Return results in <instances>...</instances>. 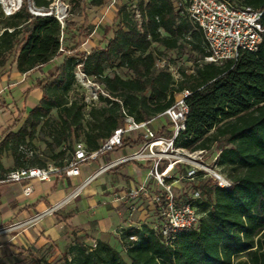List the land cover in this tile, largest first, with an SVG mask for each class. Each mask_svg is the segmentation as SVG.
<instances>
[{"label":"trees","instance_id":"16d2710c","mask_svg":"<svg viewBox=\"0 0 264 264\" xmlns=\"http://www.w3.org/2000/svg\"><path fill=\"white\" fill-rule=\"evenodd\" d=\"M51 1L23 0L8 17L0 9V68L13 57L20 74L41 71L62 55L55 71L36 81L41 98L21 125L16 130L12 125L0 136V180L12 169L42 168L48 162L63 166L74 143L96 150L123 124L124 115L137 122L148 120L188 90L185 129L176 143L190 150L218 151L216 165L231 182L224 189L198 179L194 188L200 198L194 205L205 215L191 229L176 233L169 244L147 225L132 227L120 236L124 259L106 242L96 240L91 247L74 236L61 264H264V32L255 52H240L236 61L219 65L204 63L203 34L185 13L187 0H129L118 7L115 27L105 26L102 41L86 52L81 49L90 36L85 12L105 0H68V14L82 15L83 20L78 24L65 19L63 25L53 16L29 11L28 5L48 9ZM234 2L264 9V0ZM71 29L76 32L72 46L63 43ZM165 52L174 53L180 62L166 60ZM156 60L174 62L180 78L175 81L166 65L156 67ZM77 66L107 94L99 95L88 109L74 77ZM136 144L126 139L122 146ZM21 146L33 154L27 156ZM4 153L11 157V167L3 166ZM31 264L57 263L40 258Z\"/></svg>","mask_w":264,"mask_h":264},{"label":"built area","instance_id":"2783aa9c","mask_svg":"<svg viewBox=\"0 0 264 264\" xmlns=\"http://www.w3.org/2000/svg\"><path fill=\"white\" fill-rule=\"evenodd\" d=\"M21 1L0 0L3 16L8 17L17 11ZM115 1L110 0V4H114ZM176 6L181 7L182 3L178 2ZM28 8L30 13L37 16H53L61 25L66 18V12L58 10L57 3H53L48 9H35L30 5ZM184 10L189 20L197 25L203 34L207 56L202 62L219 65L228 60L236 61L240 52H255L258 49L264 32V9L237 6L233 0H187ZM164 65L165 60H156V67ZM166 66L177 81L180 78L177 68L170 64ZM74 77L83 91L86 109L98 101L99 95L107 96L98 83L81 72L79 66L74 71ZM189 94L188 90H183L175 96L169 108L148 120L137 122L132 117L124 115L123 124L114 129L109 137L100 141L96 150L88 151L82 142L74 143L71 157L63 166L47 164L42 168L32 166L12 169L0 182L23 183L32 179L48 181L54 175L58 178L74 179L82 174L84 165L98 160L102 154L122 147L124 140L134 137L137 144L130 153L99 165L73 187L64 202L75 198L102 173L124 163L136 164L143 167L144 179L125 189L112 191L110 203L121 204L131 217L140 210L139 201H149L157 220L152 229L158 231L165 244H169L176 233L191 229L199 220L194 201L200 198V191L194 189L189 198L182 199L181 194L176 191L180 182L209 179L219 188L231 187V182L220 173L216 165L218 151L211 156L208 163L201 157L207 150H190L176 143L179 133L185 129L188 114L185 98ZM157 121H161V125L155 129L153 124ZM19 149L27 156L34 152L25 146ZM30 191V187H26L23 194L26 196ZM60 205H52L31 219L0 228V235L17 230L44 215L53 214ZM128 239L134 241L136 237L129 236Z\"/></svg>","mask_w":264,"mask_h":264},{"label":"crops","instance_id":"0c3cea01","mask_svg":"<svg viewBox=\"0 0 264 264\" xmlns=\"http://www.w3.org/2000/svg\"><path fill=\"white\" fill-rule=\"evenodd\" d=\"M126 1L129 0H117L114 4L120 6ZM87 10L89 13L85 12V14L89 23L99 24L103 21L109 27L112 21L116 20V7L108 0H105L101 6ZM91 33L89 39L83 44L86 52L102 41L100 34L94 33L97 36L94 37ZM61 60L62 55H59L43 66L41 71L35 69L20 74L16 70L14 58L10 57L6 64L0 68V136L12 125H14L12 128L14 130L21 125L28 111L41 98V91L35 87L36 81L47 76L48 71L54 72ZM153 127L159 128L158 123H154ZM34 144L40 145L37 141H34ZM63 148L65 147L63 146ZM120 148L114 153L107 152L99 157L96 160L97 165L91 163L84 165L82 174L71 180L63 177L58 178L54 175L48 181L32 179L23 183L0 182V228L26 221L41 214L52 205L61 204L53 214L44 215L17 230L1 234L0 264H26V260L31 261L34 258L51 260L60 255L74 236L77 238L84 236L85 241L92 243L100 240L116 248L120 242L117 239L119 233L122 234L129 228L141 225L155 227L157 220L153 214L150 215V212L154 213V211L151 204H146L147 200L139 201L140 210L129 217L128 211L121 204L109 202L103 206L91 198L98 192L110 195L114 190L125 189L136 181L143 180L144 169L136 164L127 168L128 163H124L99 175L95 179H99L96 185L99 188L87 191L88 200L86 203L84 202L85 210L71 209L68 207L69 201L64 202V199L72 192L68 194L70 187L73 188L81 182L99 165L127 155L133 146ZM1 162L6 168L12 165L11 157L5 153L1 156ZM47 164H52V162ZM26 187H30L31 191L25 196L23 189ZM87 210L92 218L89 216L80 218V215L86 214ZM73 228L78 229L75 235L72 233ZM32 254L36 256L33 257Z\"/></svg>","mask_w":264,"mask_h":264},{"label":"rangeland","instance_id":"374dc122","mask_svg":"<svg viewBox=\"0 0 264 264\" xmlns=\"http://www.w3.org/2000/svg\"><path fill=\"white\" fill-rule=\"evenodd\" d=\"M11 1V0H10ZM16 1H18V0H16ZM23 1V0H22ZM21 1V2H22ZM109 2H110V0H108ZM117 1V0H116ZM115 1V2H116ZM234 1V0H233ZM53 3H57V8H58V10H61L63 13L64 12H66V18L65 19H72L73 21H75V22H77L78 24H81L82 23V20H83V17H82V15H80V16H70L69 14H68V11H69V4H68V0H52L51 1V3H50V5H52ZM49 5V6H50ZM115 7H116V11H117V9H118V7H119V5H115V4H113ZM122 5V4H121ZM120 5V6H121ZM54 10V9H53ZM2 13V12H1ZM86 13H89V10H86ZM3 15V14H2ZM109 19H111V18H109ZM116 21V20H115ZM113 22L112 21V23L110 24L111 26L110 27H115V25H116V22ZM89 23V22H88ZM105 26H107V24H106V22H103L102 21V23H99V24H92V23H89V28L88 29H90V33H91V35L92 36H94V37H97L96 36V34H94V33H98V34H100V37L102 36V29L105 27ZM96 30V32H94ZM75 30L74 29H71L70 31H68L67 32V34H66V36H65V38H64V40H63V43L64 44H66V45H70V46H72L74 43H75V41H76V39L74 38V36L73 35H75ZM89 39V38H88ZM87 40V39H86ZM85 40V41H86ZM84 41V42H85ZM84 44V43H83ZM83 44H82V46H81V49L82 50H84V48H83ZM85 51V50H84ZM163 56L166 58V60H169L170 59V61H176V62H180V59H178V58H176V55L174 54V53H171V52H165L164 54H163ZM175 62V63H176ZM170 63H173V64H170V65H172L174 68L176 67V66H174L175 64H174V62H170ZM184 65H186V64H184ZM185 68L187 67V66H184ZM117 72L120 74V75H122V76H125L126 74L124 73V71H122V70H117ZM156 123H158V125H161V121H157ZM130 141H135V138L133 137L132 139H130ZM135 146V145H134ZM42 146H38V149L39 150H42ZM119 149H121V148H115V149H113L112 151H110L111 153H114V152H116V151H118ZM214 149L216 150L217 148L216 147H214ZM110 152H108V153H110ZM131 152V150H129V153ZM216 151H213V149L212 150H209V151H206V153L205 154H203L201 157H202V159L203 160H205V161H207L208 163L210 162V160H211V156L215 153ZM104 154H102V155H100V157H102ZM91 164H95V165H97V161H92L91 162ZM130 165H133V164H131V163H128L127 164V168L130 166ZM219 171H220V173L223 175V176H225L226 178H228L227 177V173L223 170V168H219ZM143 172H144V170H143ZM98 180L99 179H97V180H95L93 183H91L89 186H87L86 188H84V190H82L75 198H73V199H71L70 201H69V204H68V207L69 208H71V209H77V211H79V210H81V209H83V210H85L86 209V207H85V204H84V202L86 203V200H88L87 199V191L88 190H97L99 187H97L96 185H97V182H98ZM210 181V180H209ZM210 183H211V181H210ZM199 183H198V181H196V182H187V181H182V182H180L177 186H178V188L176 189V191L178 192V193H180L181 195H184L185 194V196L186 197H188V196H190L191 195V193L194 191V186H197ZM212 184V183H211ZM73 190V188H69L68 189V194L71 192ZM92 199H95L96 201H98L101 205H103L104 206V204L105 203H109L110 202V200H111V195H103V194H100L99 192L97 193V194H95V196L94 197H91ZM76 201H80V202H76ZM146 204L147 205H149L150 204V202L149 201H146ZM197 211H198V213H199V217L201 218V217H203L204 215H205V213L204 212H202L201 211V209L200 208H197ZM70 212H72V211H70ZM153 214V216H155L154 215V213H152V211L150 212V215H152ZM88 217L89 216V218L91 217L92 218V216H91V214H90V212H89V210H87L86 211V214L85 213H83V214H81L80 215V218H85V217ZM73 230V234L75 235V233L78 231V229H76V228H73L72 229ZM91 234V233H90ZM120 236H121V234H120ZM120 236H117V239L118 240H120ZM78 239H79V241L81 242V243H83L84 245H88V246H91V247H95V242H91V241H85V239H84V236H79L78 237ZM116 249L119 251V253H120V255H121V257H123L124 259H126V257H125V246L123 245V242L121 243V242H119V245H116ZM65 250V249H64ZM64 250L60 253V255H58V256H56L55 258H53L52 259V261L53 262H56L57 264H61V255H62V253L64 252ZM33 255V257H35L36 255L35 254H32ZM42 259V258H41ZM37 262L38 263V261H39V259L38 258H34L33 260H31V262ZM31 262L30 261H25V263L26 264H31Z\"/></svg>","mask_w":264,"mask_h":264}]
</instances>
